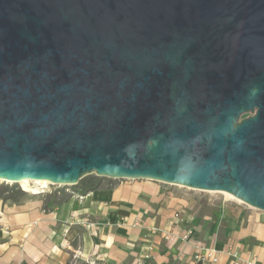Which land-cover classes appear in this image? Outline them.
<instances>
[{"label": "water", "instance_id": "obj_1", "mask_svg": "<svg viewBox=\"0 0 264 264\" xmlns=\"http://www.w3.org/2000/svg\"><path fill=\"white\" fill-rule=\"evenodd\" d=\"M92 174L264 211V0H0V182Z\"/></svg>", "mask_w": 264, "mask_h": 264}, {"label": "crops", "instance_id": "obj_2", "mask_svg": "<svg viewBox=\"0 0 264 264\" xmlns=\"http://www.w3.org/2000/svg\"><path fill=\"white\" fill-rule=\"evenodd\" d=\"M99 183L87 191L71 188L56 205L47 204L51 193L13 198L0 191V264H195L193 242L162 237L161 230L186 227L176 223V212L195 228L193 240L264 264V211L225 204L204 225L156 182L102 177Z\"/></svg>", "mask_w": 264, "mask_h": 264}, {"label": "rangeland", "instance_id": "obj_3", "mask_svg": "<svg viewBox=\"0 0 264 264\" xmlns=\"http://www.w3.org/2000/svg\"><path fill=\"white\" fill-rule=\"evenodd\" d=\"M89 176V175H88ZM90 176H96L94 174ZM102 178V177H97ZM155 182V181H152ZM171 195L175 200H181L184 204L180 205L181 209L191 208L197 217V221L204 220L206 224L216 220L219 215L220 208L225 205L232 206H248L235 198H229L222 192L217 191H201L196 189H190L179 185H170L165 183L156 182ZM80 184L63 186V185H38L31 183L28 185H21L19 183L0 182V191L7 192L13 198H23L28 195L35 194V196H47L53 192H65L69 193L71 188H77ZM206 219V220H205Z\"/></svg>", "mask_w": 264, "mask_h": 264}, {"label": "built area", "instance_id": "obj_4", "mask_svg": "<svg viewBox=\"0 0 264 264\" xmlns=\"http://www.w3.org/2000/svg\"><path fill=\"white\" fill-rule=\"evenodd\" d=\"M174 218L176 219L177 224H184L186 227L183 230L180 231H173V230H161L162 237L167 242L172 241H191L193 242L196 249L199 251V253L196 256L197 261L199 262H216L218 258L222 255H227L232 259V264H255V258H251L249 260L241 259L238 252L233 250V248H225L222 250H217L212 246L205 245L199 241H195L192 239V235L195 233V228L191 226L189 223L190 221L184 216L180 215L179 212H176L174 214ZM151 231H160L157 228H151Z\"/></svg>", "mask_w": 264, "mask_h": 264}, {"label": "trees", "instance_id": "obj_5", "mask_svg": "<svg viewBox=\"0 0 264 264\" xmlns=\"http://www.w3.org/2000/svg\"><path fill=\"white\" fill-rule=\"evenodd\" d=\"M97 177L98 176H90V175L83 177L77 183V184H80V186L77 188L84 190V191L97 188L100 185L99 183L100 178H97ZM66 198H67L66 194L63 192H60L59 194H57V192H53L50 194L49 197H47V200H48L47 204L56 205L66 200ZM195 264H202V263L199 261Z\"/></svg>", "mask_w": 264, "mask_h": 264}, {"label": "bare ground", "instance_id": "obj_6", "mask_svg": "<svg viewBox=\"0 0 264 264\" xmlns=\"http://www.w3.org/2000/svg\"><path fill=\"white\" fill-rule=\"evenodd\" d=\"M9 183V182H8ZM18 183L19 184H21V185H28V184H31V183H36V184H38V185H46V184H49V182H31V181H22V180H20V181H18ZM222 193H224L227 197H229V198H235V197H233L231 194H229V193H226V192H222ZM236 199V198H235ZM237 201H240V200H238V199H236ZM241 202V201H240Z\"/></svg>", "mask_w": 264, "mask_h": 264}]
</instances>
